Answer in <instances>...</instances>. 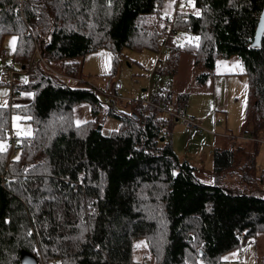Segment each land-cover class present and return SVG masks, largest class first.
<instances>
[{"label": "trees", "instance_id": "1", "mask_svg": "<svg viewBox=\"0 0 264 264\" xmlns=\"http://www.w3.org/2000/svg\"><path fill=\"white\" fill-rule=\"evenodd\" d=\"M191 1L200 15L176 10L171 31L193 34L184 32L183 46L170 40V53L186 50L197 70L237 55L247 75L242 137L250 148L215 150L212 183L198 180L163 136L174 117L140 97L128 100V109L114 106L115 98L104 105L81 80V58L94 48L109 47L113 62L124 47L156 49L170 25L164 0H0V41L16 35L11 65L28 76L16 93H30L25 102L0 104V144L7 148L0 153V264H20L22 249L37 264H133L140 238L151 264H221L226 252L264 230V169L254 173L250 143L264 128V32L259 46L251 44L264 0ZM55 60L60 73L50 66ZM161 90L149 93L172 100ZM184 99L178 94L176 103L184 106ZM82 101L92 118L76 124L73 107ZM101 107L119 119L107 134L96 129ZM17 118L33 129L12 150L6 131ZM225 169L237 184L224 181Z\"/></svg>", "mask_w": 264, "mask_h": 264}, {"label": "rangeland", "instance_id": "2", "mask_svg": "<svg viewBox=\"0 0 264 264\" xmlns=\"http://www.w3.org/2000/svg\"><path fill=\"white\" fill-rule=\"evenodd\" d=\"M174 3L176 0H164L161 8L164 16H171L174 10L197 12L191 0H187L186 3L179 1L176 7H174ZM14 36L16 37L13 33L5 34L0 41V52L1 50L7 52L4 57L0 55V66L12 64L14 52L9 47V41ZM185 39L188 40V36L185 37L184 31H182L177 33L174 40L183 46ZM34 55L39 57L37 46L33 48V58ZM113 57L109 47L101 46L86 52L81 58L82 83L93 87L104 105L113 98L110 90L112 82L118 81L122 85L120 90L122 96L114 97L112 102L117 108L128 109V100L139 99L144 89H148L150 93L166 89L171 92V99L174 102L178 100V94L185 95L184 101L179 102L185 103L187 114L196 116L200 113L203 114L206 110L205 116L208 118L205 121L196 116L197 119H202V133L201 131L192 133L180 121H175L171 127L173 140L175 139L173 141L175 146L171 141L174 152L180 159L199 166V172L212 168V155L215 150H220L222 146L230 148L233 145L244 144L242 136L245 127L244 116L248 84L247 75L243 73L242 63L237 55L217 58L210 70H197L193 68L192 54L184 49H180L178 52L172 51L167 70L162 73H154L150 78L148 77L149 69L158 57L157 48L124 47L117 54L115 62H113ZM237 64L240 67H236ZM13 66L18 70L14 83H25V78L26 81L28 79L26 72L19 66ZM50 66L60 73L61 61L55 60L50 63ZM201 72H206V77L204 81L200 82L196 76ZM67 81L72 85L75 84L73 78H67ZM16 95L17 93L13 97L14 100ZM9 101V83L2 80L0 83V104H6ZM103 107L99 109L96 119L100 125V131L107 134L118 128L119 119L105 113ZM91 118L92 113L88 102L82 101L74 105V123L78 124ZM10 125L16 133V138L30 134L33 129L31 122L26 120L13 119ZM247 127L251 128L250 124ZM256 135L257 140L250 141V143L254 145L256 152L254 173L259 174L264 169V128L260 129ZM5 143L6 141H3L1 144L5 145ZM244 145L250 148L248 142ZM228 173L227 169L221 172L222 176L227 174L224 181L232 185L237 184L236 174ZM247 187L254 189L253 183ZM257 190L259 188L254 191ZM147 253L143 239L134 241L133 264H146L147 260L150 261V258L145 257ZM262 257H264V230L261 229L256 237H248L236 249L226 252L221 264H263Z\"/></svg>", "mask_w": 264, "mask_h": 264}, {"label": "built area", "instance_id": "3", "mask_svg": "<svg viewBox=\"0 0 264 264\" xmlns=\"http://www.w3.org/2000/svg\"><path fill=\"white\" fill-rule=\"evenodd\" d=\"M179 1H184V0H178L174 4V7H176ZM19 2L21 5L23 0H19ZM175 14H176V10H174L171 16H165L166 19H168L167 17H170V25H168L166 31L162 32L158 36V41H157L158 57L155 60V62L151 65L149 69V74L162 73L165 69L166 62L170 56V50H171L170 40L175 39L177 35L176 32L171 31V23L174 20ZM183 31L187 34H193L189 29H184ZM6 54L7 52L5 50H1L0 55L2 57L6 56ZM17 72L18 70L11 64H2L0 66V78L9 83L10 99L13 98L15 93L17 92V86L14 83ZM121 88H122L121 83L118 81H114L113 82L114 91L111 93V96L113 98L121 97L122 96L120 91ZM140 101L143 105L153 106L158 110H160L161 112L174 117L176 120H179L192 133L199 132L203 129L202 123L199 119H197L193 115L187 114L185 107L182 105H178L173 100H166L163 98L154 99L151 97L149 90L144 89L140 95ZM6 133L10 140V145L12 150H15L18 147V144H17L16 133L11 125L8 127ZM169 135L170 132L168 130L164 131L163 133L164 137L168 138ZM262 263L264 264V260H262ZM146 264H151V263L149 260H147Z\"/></svg>", "mask_w": 264, "mask_h": 264}, {"label": "water", "instance_id": "4", "mask_svg": "<svg viewBox=\"0 0 264 264\" xmlns=\"http://www.w3.org/2000/svg\"><path fill=\"white\" fill-rule=\"evenodd\" d=\"M263 32H264V7L259 14L255 29H254V34H253V38L251 41L252 45L259 46L261 44ZM96 129L99 130L100 125L97 124ZM19 263L20 264H37V257L30 251L22 249L20 250Z\"/></svg>", "mask_w": 264, "mask_h": 264}, {"label": "crops", "instance_id": "5", "mask_svg": "<svg viewBox=\"0 0 264 264\" xmlns=\"http://www.w3.org/2000/svg\"><path fill=\"white\" fill-rule=\"evenodd\" d=\"M156 92V91H155ZM154 92V93H155ZM30 98V93H29V91H27V90H21L17 95H16V99L14 100L16 103H21V102H25V101H27L28 99ZM184 104V107H185V103H183ZM206 110H205V112L202 114V113H200L199 115H196L198 118H202L204 121L208 118V117H206L205 115H206ZM195 116V115H194ZM195 116V117H196ZM201 119V120H202ZM200 120V119H199ZM200 120V121H201ZM175 121H179V120H176L175 119ZM201 123H202V121H201ZM174 124V123H173ZM172 124V125H173ZM182 124V123H181ZM172 125H171V127H172ZM201 133H202V131H201ZM243 135H244V133H243ZM169 138H170V140L172 141V144L174 145V140H173V134H172V131H171V128H170V136H169ZM243 138V137H242ZM175 146V145H174ZM223 148H226L225 146H222V147H220V149H223ZM192 166H194L195 167V169L193 170L194 171V175H195V177L198 179V180H200V181H202V182H206V183H212L213 182V174H212V168L210 169V170H208V171H200L199 172V166H197V165H195V164H191ZM213 166V165H212Z\"/></svg>", "mask_w": 264, "mask_h": 264}, {"label": "snow or ice", "instance_id": "6", "mask_svg": "<svg viewBox=\"0 0 264 264\" xmlns=\"http://www.w3.org/2000/svg\"><path fill=\"white\" fill-rule=\"evenodd\" d=\"M196 14H197L198 16L200 15L199 12H197ZM197 39H198V38H197ZM16 43H17V38L14 36V37L9 41V47L12 49L13 52L16 51V47H15V46H16ZM236 67H240V65L237 64ZM241 70H242V69H241ZM25 82H26V78H25ZM245 87H247V86H245ZM17 119H19V118H17ZM6 150H7L6 145H4V144H0V153L5 152ZM19 159H20V156L17 155V156L14 158V161H19ZM24 171L27 172L28 169H25ZM10 183H11V181H10ZM29 234H31V233H29Z\"/></svg>", "mask_w": 264, "mask_h": 264}]
</instances>
